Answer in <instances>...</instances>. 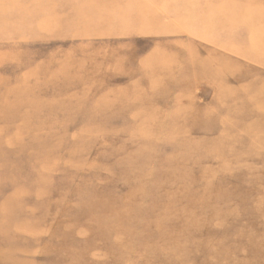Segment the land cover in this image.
Returning a JSON list of instances; mask_svg holds the SVG:
<instances>
[{
	"label": "rangeland",
	"instance_id": "rangeland-1",
	"mask_svg": "<svg viewBox=\"0 0 264 264\" xmlns=\"http://www.w3.org/2000/svg\"><path fill=\"white\" fill-rule=\"evenodd\" d=\"M0 264H264V0H0Z\"/></svg>",
	"mask_w": 264,
	"mask_h": 264
}]
</instances>
